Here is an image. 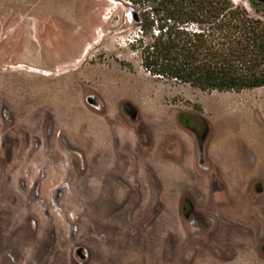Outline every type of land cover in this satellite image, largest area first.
Here are the masks:
<instances>
[{
  "label": "rangeland",
  "instance_id": "1",
  "mask_svg": "<svg viewBox=\"0 0 264 264\" xmlns=\"http://www.w3.org/2000/svg\"><path fill=\"white\" fill-rule=\"evenodd\" d=\"M130 6L0 0V264H264V87L151 75Z\"/></svg>",
  "mask_w": 264,
  "mask_h": 264
},
{
  "label": "trees",
  "instance_id": "2",
  "mask_svg": "<svg viewBox=\"0 0 264 264\" xmlns=\"http://www.w3.org/2000/svg\"><path fill=\"white\" fill-rule=\"evenodd\" d=\"M151 75L206 91L264 87V20L232 0H127ZM259 10L260 1L250 0Z\"/></svg>",
  "mask_w": 264,
  "mask_h": 264
},
{
  "label": "crops",
  "instance_id": "3",
  "mask_svg": "<svg viewBox=\"0 0 264 264\" xmlns=\"http://www.w3.org/2000/svg\"><path fill=\"white\" fill-rule=\"evenodd\" d=\"M185 132H187L190 136L187 145L188 146L187 156L189 157L188 158L189 161H192L195 168H198L197 164H200V162H202V158H204L203 160H206L205 164H207V166H205V168L202 169L204 172H210V173L219 172L218 167L215 166L214 161L212 160L211 157L212 156L211 143L208 144L207 142L205 143V141L204 142L199 141L198 138L196 137V133L191 129H186ZM174 140H178V139L175 138ZM179 143H180V149L177 148L175 152L179 151L178 156L182 158V156L184 155V151L186 149H183V145L181 141ZM173 155H175V153ZM198 170L201 169L198 168Z\"/></svg>",
  "mask_w": 264,
  "mask_h": 264
},
{
  "label": "flooded vegetation",
  "instance_id": "4",
  "mask_svg": "<svg viewBox=\"0 0 264 264\" xmlns=\"http://www.w3.org/2000/svg\"><path fill=\"white\" fill-rule=\"evenodd\" d=\"M264 3V1H260ZM180 124L188 129H191L196 134H204L205 128L207 126L206 121L203 117L196 113L186 112L182 113L179 117ZM203 142V141H202ZM184 211L187 213L195 212L194 206L190 200L187 199L186 203L184 204Z\"/></svg>",
  "mask_w": 264,
  "mask_h": 264
},
{
  "label": "water",
  "instance_id": "5",
  "mask_svg": "<svg viewBox=\"0 0 264 264\" xmlns=\"http://www.w3.org/2000/svg\"><path fill=\"white\" fill-rule=\"evenodd\" d=\"M259 1H264V0H259Z\"/></svg>",
  "mask_w": 264,
  "mask_h": 264
}]
</instances>
